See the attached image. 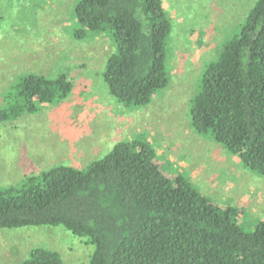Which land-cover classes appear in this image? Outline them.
Segmentation results:
<instances>
[{
    "label": "trees",
    "instance_id": "1",
    "mask_svg": "<svg viewBox=\"0 0 264 264\" xmlns=\"http://www.w3.org/2000/svg\"><path fill=\"white\" fill-rule=\"evenodd\" d=\"M73 10L77 41L100 34L112 43L102 78L124 111L147 107L169 87L173 21L163 0H76ZM220 45L190 98L189 126L264 177V0H253ZM73 90L64 73L20 74L2 92L0 124L63 104ZM107 152L85 168L59 164L1 188L0 232L61 227L94 247L89 264H264V219L249 230L239 209L169 175L144 133ZM19 264L64 262L37 247Z\"/></svg>",
    "mask_w": 264,
    "mask_h": 264
},
{
    "label": "rangeland",
    "instance_id": "2",
    "mask_svg": "<svg viewBox=\"0 0 264 264\" xmlns=\"http://www.w3.org/2000/svg\"><path fill=\"white\" fill-rule=\"evenodd\" d=\"M75 1L0 0V105L20 74L64 73L74 88L63 104L0 124V189L59 164L85 168L119 140L144 133L169 175H184L219 206L239 209L242 226L252 229L264 219V177L191 130L188 108L207 64L239 31L253 0H163L173 21L170 85L147 107L128 111L102 78L114 52L110 40L73 36ZM37 247L58 252L64 264H89L94 251L61 227H27L0 232V264H19Z\"/></svg>",
    "mask_w": 264,
    "mask_h": 264
}]
</instances>
